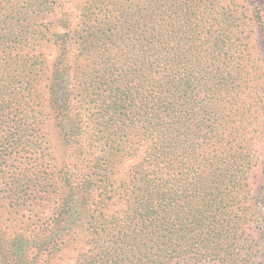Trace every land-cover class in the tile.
Wrapping results in <instances>:
<instances>
[{
  "label": "trees",
  "instance_id": "obj_1",
  "mask_svg": "<svg viewBox=\"0 0 264 264\" xmlns=\"http://www.w3.org/2000/svg\"><path fill=\"white\" fill-rule=\"evenodd\" d=\"M245 31L210 0H0V264H259L250 147L221 169Z\"/></svg>",
  "mask_w": 264,
  "mask_h": 264
},
{
  "label": "rangeland",
  "instance_id": "obj_2",
  "mask_svg": "<svg viewBox=\"0 0 264 264\" xmlns=\"http://www.w3.org/2000/svg\"><path fill=\"white\" fill-rule=\"evenodd\" d=\"M210 1L221 7V18L225 9L233 18H239V21L243 22V28L246 27L245 33L249 35L250 48L243 51L239 49L237 55L239 57L238 66L241 69V98L246 102L243 109L246 120L242 124L243 127L237 129H233L231 124L228 125V129L225 131L221 128V169L227 170L230 155L235 154L230 146L233 149L238 147V152L246 150V145L250 147L253 155V158H251L252 166L250 172L245 173L246 178H248L247 181L250 183L249 190H239L238 205L233 207V212L239 214L243 212L239 224L240 231L254 236L253 244H256L255 250H257V254H260L259 264H264V106L260 107L258 105V93H255L256 89H253V86H256L255 88L259 93H264V33L261 31V27L256 24L253 13L254 8L258 5L262 6L264 11V0ZM212 10L214 11L212 15H214L215 9ZM237 31L239 30L229 31L228 36H236ZM240 119V115H234L230 123ZM249 119L253 120L254 127L248 126ZM254 128H256V133ZM46 129L47 132L51 130L48 123ZM237 166L239 169L243 168L241 164H237ZM226 186L229 190L231 189L229 185ZM245 197L248 198L242 202ZM246 239L248 243L252 241L248 236ZM67 262L65 259L63 264Z\"/></svg>",
  "mask_w": 264,
  "mask_h": 264
}]
</instances>
